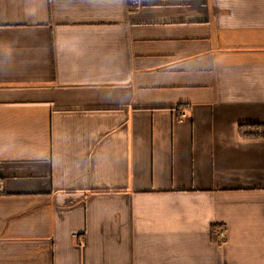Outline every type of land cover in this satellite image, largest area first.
Instances as JSON below:
<instances>
[{"label": "crops", "instance_id": "1", "mask_svg": "<svg viewBox=\"0 0 264 264\" xmlns=\"http://www.w3.org/2000/svg\"><path fill=\"white\" fill-rule=\"evenodd\" d=\"M243 124L264 0H0V264H264Z\"/></svg>", "mask_w": 264, "mask_h": 264}, {"label": "trees", "instance_id": "2", "mask_svg": "<svg viewBox=\"0 0 264 264\" xmlns=\"http://www.w3.org/2000/svg\"><path fill=\"white\" fill-rule=\"evenodd\" d=\"M239 133L242 137H264V124H243L239 127Z\"/></svg>", "mask_w": 264, "mask_h": 264}, {"label": "built area", "instance_id": "3", "mask_svg": "<svg viewBox=\"0 0 264 264\" xmlns=\"http://www.w3.org/2000/svg\"><path fill=\"white\" fill-rule=\"evenodd\" d=\"M218 232H219L218 234H219L221 237H224V236H225V232H224L223 230H219Z\"/></svg>", "mask_w": 264, "mask_h": 264}]
</instances>
